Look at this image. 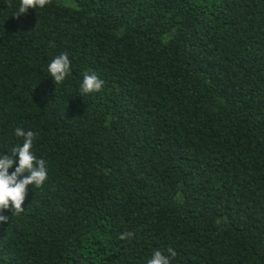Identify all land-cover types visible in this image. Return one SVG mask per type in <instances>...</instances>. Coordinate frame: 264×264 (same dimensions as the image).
Segmentation results:
<instances>
[{
	"label": "trees",
	"instance_id": "1",
	"mask_svg": "<svg viewBox=\"0 0 264 264\" xmlns=\"http://www.w3.org/2000/svg\"><path fill=\"white\" fill-rule=\"evenodd\" d=\"M19 3L0 0V153L23 127L49 171L3 213L0 264H264V0Z\"/></svg>",
	"mask_w": 264,
	"mask_h": 264
},
{
	"label": "clouds",
	"instance_id": "2",
	"mask_svg": "<svg viewBox=\"0 0 264 264\" xmlns=\"http://www.w3.org/2000/svg\"><path fill=\"white\" fill-rule=\"evenodd\" d=\"M48 0H20L17 13L13 17L23 16L29 9H43ZM71 61L66 52L55 56L47 65L48 77H51L55 85L66 80L70 73ZM104 81L94 71L85 73L79 84L80 96L98 93L102 90ZM14 136L20 141L9 150L0 153V224L8 223V216L3 213L11 210L20 214L28 194L30 186L40 188L48 179L47 162L38 158L33 151L35 133L17 127ZM7 153V154H5ZM14 169L10 172V170ZM131 236V233H123L121 239ZM170 255H165L161 250H154L147 264H171V258L176 256L172 248H168Z\"/></svg>",
	"mask_w": 264,
	"mask_h": 264
}]
</instances>
